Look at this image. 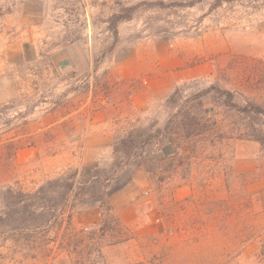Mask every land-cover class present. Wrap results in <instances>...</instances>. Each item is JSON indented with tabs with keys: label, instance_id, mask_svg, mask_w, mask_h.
Returning a JSON list of instances; mask_svg holds the SVG:
<instances>
[{
	"label": "rangeland",
	"instance_id": "1",
	"mask_svg": "<svg viewBox=\"0 0 264 264\" xmlns=\"http://www.w3.org/2000/svg\"><path fill=\"white\" fill-rule=\"evenodd\" d=\"M126 116L152 138L144 155L159 129L178 145L175 174L142 173V231L102 229L101 204L136 176L113 149ZM76 169L83 251L50 224L35 231L50 256H26L1 221L0 264H264V0H0V183L31 191Z\"/></svg>",
	"mask_w": 264,
	"mask_h": 264
},
{
	"label": "trees",
	"instance_id": "2",
	"mask_svg": "<svg viewBox=\"0 0 264 264\" xmlns=\"http://www.w3.org/2000/svg\"><path fill=\"white\" fill-rule=\"evenodd\" d=\"M221 1L223 0H217V2ZM123 17L125 16L116 14L112 19V28L116 39H118L116 23ZM95 69H98V64L95 65ZM115 125L113 149L115 153L123 156V161L118 164L119 168L134 163L137 167L144 168L149 176L154 178V175L157 174L158 164L167 162L170 167L174 165V161L178 156L176 152L178 145L170 139L171 130H158L162 136V139L157 143L159 154L157 157H149L144 153L147 145L151 144L152 138L144 137L143 128L132 123L128 116L116 119ZM177 168V165L173 166L171 172L175 174ZM78 173V169L66 172L59 177L46 180L42 185L31 191L26 190L19 180H15L13 184L7 186L0 183V204L8 210L4 220L0 215V222L4 221V224L9 226L10 230H14L19 235L14 237L13 240L16 246L22 250H27L24 255L35 257L41 252L45 256H50L53 250L48 247L51 241L47 237L48 234H45V231L43 237H40L36 235L38 232H35L37 228L46 227L50 224L60 227L65 226L64 234L67 241L62 247L67 246L69 252L76 251L80 253V251H83V249H78L83 241L80 237L81 233L76 231L72 221L76 205L69 201L70 193L77 183ZM181 177L187 179L186 175H181ZM158 180L162 181V177H158ZM101 207L104 216L102 229L108 221L107 217H114L118 222H121L113 213L114 210L109 200H107L106 207L103 203ZM71 245L72 249H70Z\"/></svg>",
	"mask_w": 264,
	"mask_h": 264
},
{
	"label": "crops",
	"instance_id": "3",
	"mask_svg": "<svg viewBox=\"0 0 264 264\" xmlns=\"http://www.w3.org/2000/svg\"><path fill=\"white\" fill-rule=\"evenodd\" d=\"M104 135H106L107 140L110 139V135L107 132H104ZM94 136L95 134L90 135L89 139ZM110 143L108 141V144ZM34 154H36V151L32 145L19 147L15 150L12 159L16 162H24L30 160ZM135 173L136 176H133L131 180L111 193L110 203L113 210L116 211L118 219L123 224L136 231H142V198L150 190V181L145 178V175L142 180V173H148L144 168L136 166ZM90 211L93 214V220H98L100 213L98 209L91 208Z\"/></svg>",
	"mask_w": 264,
	"mask_h": 264
},
{
	"label": "built area",
	"instance_id": "4",
	"mask_svg": "<svg viewBox=\"0 0 264 264\" xmlns=\"http://www.w3.org/2000/svg\"><path fill=\"white\" fill-rule=\"evenodd\" d=\"M85 229H86V230H88V229H89V227H88V226H86V227H85Z\"/></svg>",
	"mask_w": 264,
	"mask_h": 264
}]
</instances>
